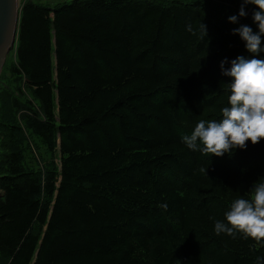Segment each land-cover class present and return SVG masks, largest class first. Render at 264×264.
I'll list each match as a JSON object with an SVG mask.
<instances>
[{
  "label": "trees",
  "instance_id": "trees-1",
  "mask_svg": "<svg viewBox=\"0 0 264 264\" xmlns=\"http://www.w3.org/2000/svg\"><path fill=\"white\" fill-rule=\"evenodd\" d=\"M240 6L21 5L12 80L0 85V264H256L264 256L251 239L215 235L209 219L223 221L264 177V141L219 158L182 142L229 106L220 62L264 59L232 35L240 24L258 31L252 5L228 22Z\"/></svg>",
  "mask_w": 264,
  "mask_h": 264
},
{
  "label": "clouds",
  "instance_id": "clouds-1",
  "mask_svg": "<svg viewBox=\"0 0 264 264\" xmlns=\"http://www.w3.org/2000/svg\"><path fill=\"white\" fill-rule=\"evenodd\" d=\"M249 5L257 9L252 12V20L258 31L240 24L233 29L232 35H238L245 43L246 50L255 57L264 53V0H241L238 15L228 17V22L238 24L240 18L247 16L246 8ZM187 30L196 35L191 25L187 26ZM199 33L204 40L207 28L201 22ZM228 63L227 58L222 60L220 70L222 76L231 78V82L226 84L230 93L229 106L221 109L219 120L201 119L190 135L182 137L188 149L199 151L204 156H230L236 150H247L249 141L252 146L264 141V59L239 56L226 68ZM201 171L206 173L207 169L202 168ZM224 217L223 221L209 217L214 222L215 235L251 239L253 248H264V177L252 185L247 198H235ZM256 264H264V256H256Z\"/></svg>",
  "mask_w": 264,
  "mask_h": 264
},
{
  "label": "water",
  "instance_id": "water-1",
  "mask_svg": "<svg viewBox=\"0 0 264 264\" xmlns=\"http://www.w3.org/2000/svg\"><path fill=\"white\" fill-rule=\"evenodd\" d=\"M20 0H0V75L17 42Z\"/></svg>",
  "mask_w": 264,
  "mask_h": 264
},
{
  "label": "rangeland",
  "instance_id": "rangeland-1",
  "mask_svg": "<svg viewBox=\"0 0 264 264\" xmlns=\"http://www.w3.org/2000/svg\"><path fill=\"white\" fill-rule=\"evenodd\" d=\"M30 0H20V7L21 5ZM37 3H42V4H48L51 6H55L56 4L64 3V2H69L71 0H32ZM16 62V48H14L13 51L8 55L6 64L1 72L0 75V85L3 84V82H10L12 80L11 73L9 71L11 65ZM1 152V150H0Z\"/></svg>",
  "mask_w": 264,
  "mask_h": 264
}]
</instances>
